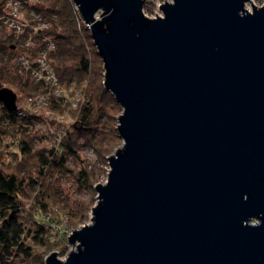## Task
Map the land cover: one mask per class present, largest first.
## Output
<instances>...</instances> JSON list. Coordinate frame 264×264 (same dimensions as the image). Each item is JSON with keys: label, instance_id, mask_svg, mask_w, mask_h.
Masks as SVG:
<instances>
[{"label": "water", "instance_id": "obj_1", "mask_svg": "<svg viewBox=\"0 0 264 264\" xmlns=\"http://www.w3.org/2000/svg\"><path fill=\"white\" fill-rule=\"evenodd\" d=\"M73 0L122 107L92 221L46 264H264V0ZM0 85V102L17 109ZM256 220V222H254Z\"/></svg>", "mask_w": 264, "mask_h": 264}, {"label": "rangeland", "instance_id": "obj_2", "mask_svg": "<svg viewBox=\"0 0 264 264\" xmlns=\"http://www.w3.org/2000/svg\"><path fill=\"white\" fill-rule=\"evenodd\" d=\"M44 1L45 0H26V3L24 4L25 10H21L19 0H0V2L5 4L7 13L11 12V8L13 11L20 9L26 17H30L29 15L31 13L36 14L38 20L43 14L36 9L35 6ZM165 1L166 0H145L143 7L145 14L149 17L162 15L163 12L160 5ZM252 1L256 6H261L263 4V0ZM252 1L247 3V7L250 10L253 9ZM21 12L19 13L22 14ZM2 16L3 15L1 14L0 18ZM41 24L42 23L31 24V27L28 29L29 31L26 33L27 36L22 37L21 33H14V31L7 26L3 20H0V40L3 44H13L14 46L10 53H8L7 50H3L2 47L0 48V85L10 87L17 92V106L31 104V98L40 94V92L33 94L29 93L26 89L25 91H22L21 88L24 89L26 87L24 85V80H26L27 76L25 75L26 72L20 68L16 56L21 53L34 56L38 53L34 50V47L27 46L26 41L35 38L36 34L33 31V28H38ZM39 38L41 39V36H39ZM45 48L48 49L47 45ZM56 48L57 45L55 42L54 48L49 52V58L54 67L55 63L52 56ZM59 84L60 88H64L63 98L65 103H63L62 107L53 108L51 105L52 97L50 98L49 105H45L43 101L39 100V110H41L43 117L45 118L31 123L26 131L29 134H20V142L21 140H28L29 137H26L28 135L33 138V140L30 139L31 141L29 140L30 144L33 146V150H43L48 152L55 148L57 143H60V145L63 144L70 133H73L75 124L78 122L77 111L85 102L86 88L88 86L87 82L82 81L80 83L65 84L59 77ZM32 85L36 84L33 82ZM42 88L43 91H41V93L45 92V88ZM53 97L59 98L57 96ZM71 98H80V100L74 106L70 100ZM3 107L4 105L0 103V117L2 121L6 123L4 121L5 114ZM114 112L117 127L119 123L118 116L122 112V107L121 111ZM45 120L49 124H46ZM109 122H111V120L104 116L100 125L101 128H105L106 130ZM11 135L13 134H10L9 132L0 134V152H4V149H9L8 143L10 142ZM55 137L60 141L54 143ZM111 141L109 134H107L105 146H111ZM122 145L123 139L120 138V140L114 145L110 154L107 155L106 160H104L99 155L98 150L94 145L87 143L83 136H79L77 146L78 156L73 157L68 155L66 159L67 165L71 171L44 170L42 173L40 172V164L36 157L27 159L26 165L16 170L14 174H16L18 178L16 175H12V182L16 183V179H21L22 177H25V181L23 190L18 191L16 195H13V200L15 204L21 207L23 211L21 213V219L26 228L30 230V233L25 232L22 235L24 247L27 248V252L22 251L21 255L11 257L9 260H11L12 264H38L37 258L33 257V254L35 253L42 254L44 256V261H46L47 256L53 251H57L61 259L66 258L69 251L75 248V246L69 241V235L72 233L73 229L91 223L93 216L92 208L98 201V192L95 186L98 183H105L107 181L110 171L108 157L114 154ZM0 158L5 159V156L2 157L0 154ZM7 166H12L9 160ZM83 169L87 170L89 174V180L86 179L84 184L78 180L79 173ZM32 178L36 180L35 183L31 182ZM39 200H43L47 204L46 208L42 209L41 214L36 210V208L38 209L37 204ZM32 205L35 206V209ZM29 210H31V213L28 212ZM34 210L36 215H33L32 213ZM6 216H8L7 213L0 211V220H3ZM34 217L41 221L45 219V221L48 222V224L45 225L48 231L44 235L45 237L42 245H38V240L34 238V235H36L35 231L38 228L37 225L33 223ZM254 222H256V220H254Z\"/></svg>", "mask_w": 264, "mask_h": 264}, {"label": "trees", "instance_id": "obj_3", "mask_svg": "<svg viewBox=\"0 0 264 264\" xmlns=\"http://www.w3.org/2000/svg\"><path fill=\"white\" fill-rule=\"evenodd\" d=\"M35 7L46 17L50 25L47 34L56 42L57 48L52 58L60 80L65 84L85 81L88 86L85 102L77 111L78 122L75 124L73 133H70L63 144L48 152L33 150V146L29 142L33 138L28 135L26 136L29 137L28 140H21L17 147L12 148L11 144L8 143L9 149L0 152L2 157L5 156V159L0 158V211L8 214L6 218L0 220V264H12L9 260L11 257L21 255L22 251L27 252L22 235L25 232L30 233V230L26 228L21 219L23 212L21 207L15 204L13 200V195L23 190L25 177L16 179V183H13L11 177L16 175L14 174L16 170L26 165L27 159L36 157L42 173L44 170L71 171L66 159L68 155L78 156L79 136H83L87 143L94 145L104 160L117 141L120 140L114 111H121V107L114 95L104 86L103 60L97 52L91 33L86 28L75 3L73 0H45ZM6 13L5 4L0 2V15ZM1 47L10 53L14 46L13 44H3L0 40ZM25 75L27 76L24 80L26 87L21 88L22 91L26 89L32 94L43 91L41 86L32 85L33 81L29 74L26 73ZM63 103H65L63 97L51 98L53 108L62 107ZM3 109L6 123L0 117V134L9 132L13 134L12 137L18 140L21 133L29 134L26 131L27 127L34 122L32 116H21L17 109L9 111L5 106ZM104 116L111 120L106 130L100 126ZM107 134L112 140L111 146H105ZM7 159L12 166H7ZM86 179L89 180V174L87 170L83 169L79 173L78 180L84 184ZM31 182L35 183L36 180L32 178ZM37 206L38 209L36 208V210L41 214L42 209L46 208L47 204L45 201L39 200ZM32 207L35 209V206L32 205ZM31 210L28 212L31 213ZM32 213L36 215L35 210ZM33 223L38 227L34 238L38 240V245H42L44 235L48 231L45 226L48 222L45 219L41 221L34 217ZM33 255L37 258L38 264H45L42 254L35 253Z\"/></svg>", "mask_w": 264, "mask_h": 264}, {"label": "built area", "instance_id": "obj_4", "mask_svg": "<svg viewBox=\"0 0 264 264\" xmlns=\"http://www.w3.org/2000/svg\"><path fill=\"white\" fill-rule=\"evenodd\" d=\"M24 2V3H23ZM21 10H25L24 4L26 0H19ZM20 9L15 11L12 10L4 14L0 20H3L7 26H9L14 33H21L22 37L27 36V31L31 27V24L42 23L38 28L34 27L33 31L35 32V38L29 39L26 41V45L30 47H34L38 53L33 55H29L26 53H21L17 57V60L20 64V68H22L27 74H29L32 81L39 86L45 88V92L41 93L38 96H33L31 98V104L26 106H18L17 110L19 111L21 116H32L33 121H39L43 118V113L39 110V100L43 101L45 105H49L50 98L53 96L64 97L63 91L64 88L59 87V77L55 67L52 64L51 59L49 58V52L54 48L55 42L51 37L48 36L47 31L49 30V22L47 21L45 16H41L38 20L36 14L31 13L30 15L34 16L33 21L30 17H26L25 14L21 12ZM21 12L22 14H20ZM29 15V16H30ZM22 17V18H21ZM25 18V19H23ZM41 36V39L39 38ZM40 39V40H39ZM39 40V42H38ZM42 41V42H41ZM47 45L48 49L45 48ZM53 47V48H52ZM45 49V50H44ZM54 51V50H53ZM73 105L75 106L80 98L70 99ZM50 108V107H49ZM51 109V108H50ZM51 111V110H50ZM46 121V120H45ZM46 124H49L46 121ZM11 147L15 148L19 145V140L10 136L9 140ZM60 140L55 137L54 143L59 142ZM60 143H57V147Z\"/></svg>", "mask_w": 264, "mask_h": 264}, {"label": "bare ground", "instance_id": "obj_5", "mask_svg": "<svg viewBox=\"0 0 264 264\" xmlns=\"http://www.w3.org/2000/svg\"><path fill=\"white\" fill-rule=\"evenodd\" d=\"M30 18H31V20L33 21V19H34V16H33V15H30Z\"/></svg>", "mask_w": 264, "mask_h": 264}]
</instances>
